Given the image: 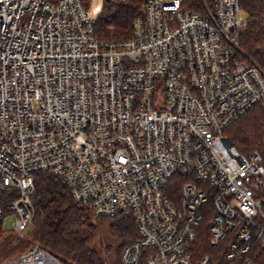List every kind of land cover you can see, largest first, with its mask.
Here are the masks:
<instances>
[{
	"label": "built area",
	"instance_id": "1",
	"mask_svg": "<svg viewBox=\"0 0 264 264\" xmlns=\"http://www.w3.org/2000/svg\"><path fill=\"white\" fill-rule=\"evenodd\" d=\"M101 2L0 0L11 233L30 226L34 174L48 172L98 215L133 214L122 264H264V157L226 134L264 103L241 0H144L125 40L94 35ZM0 264L67 263L35 243Z\"/></svg>",
	"mask_w": 264,
	"mask_h": 264
},
{
	"label": "trees",
	"instance_id": "2",
	"mask_svg": "<svg viewBox=\"0 0 264 264\" xmlns=\"http://www.w3.org/2000/svg\"><path fill=\"white\" fill-rule=\"evenodd\" d=\"M143 3L144 0H102L93 24L94 35L104 40L130 38L133 21L142 14ZM85 4L88 5L89 0H85ZM185 4L195 11L203 8L202 0H185ZM241 5L250 21L241 35L243 54L264 69V30L261 26L264 0H241ZM254 108L230 125L226 134L239 151L251 148L264 157V122L256 123L254 114L257 109L264 113V105ZM34 184L32 201L35 214L26 230L30 237L39 240L42 247L67 264H122L120 252L138 236L131 212L114 216L98 215L89 206L76 201L65 181L53 173H35ZM10 197V191L0 196L4 214L8 212ZM3 220L1 216L0 235L5 231ZM105 220H111L110 235L120 240L115 249L111 244L101 245L97 242L99 228ZM22 243V240H18L16 245H12V235H7L0 242V254L8 256L14 252V247ZM112 250L115 259L111 263L109 256Z\"/></svg>",
	"mask_w": 264,
	"mask_h": 264
},
{
	"label": "rangeland",
	"instance_id": "3",
	"mask_svg": "<svg viewBox=\"0 0 264 264\" xmlns=\"http://www.w3.org/2000/svg\"><path fill=\"white\" fill-rule=\"evenodd\" d=\"M101 4H102V2H101ZM263 17H264V15H263ZM261 26H262V24H261ZM260 105H264V103H262ZM259 106H257V107H259ZM257 107H255L254 109H256ZM254 114L256 115L255 116V122L256 123H260L261 124V123L264 122V113L261 111V109L255 110ZM251 151H253V150H251V148H250V149H246L243 152L242 151H240V152H242L244 154H248ZM15 192H17V190H15ZM14 218H15V216H14V214L12 212H8L4 216V229H5V231H3L2 235H0V242H3L5 236L12 235V245L13 244L16 245L18 240H22L23 243L21 245L18 244L17 247H14L15 248L14 252L12 254L8 255V256H4V255L0 254V262L5 260V259H7V258H10V257H13V256L19 254L21 251L25 250L27 247H29V246H31V245H33L35 243H39V240L34 239L33 237H30V235L28 234L27 231L24 233V235H17V234L11 233V230L13 228L12 223L14 221ZM110 222H111V220H105L101 224V226L99 228V238H97V242L100 243L101 245H109V244H111L113 249H115V247L120 242V240L110 235V233H109V224H110ZM122 251L120 252L121 254H122ZM114 257H115L114 256V250H112L111 254L109 256V261L111 263H112V261H114V259H115ZM120 257H121V255H120Z\"/></svg>",
	"mask_w": 264,
	"mask_h": 264
}]
</instances>
